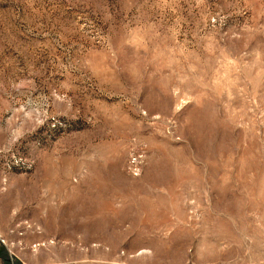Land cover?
I'll return each mask as SVG.
<instances>
[{
  "label": "rangeland",
  "instance_id": "374dc122",
  "mask_svg": "<svg viewBox=\"0 0 264 264\" xmlns=\"http://www.w3.org/2000/svg\"><path fill=\"white\" fill-rule=\"evenodd\" d=\"M0 264H264V0H0Z\"/></svg>",
  "mask_w": 264,
  "mask_h": 264
}]
</instances>
